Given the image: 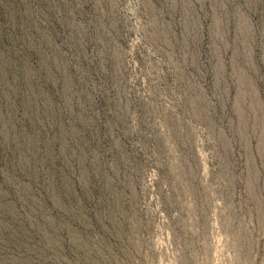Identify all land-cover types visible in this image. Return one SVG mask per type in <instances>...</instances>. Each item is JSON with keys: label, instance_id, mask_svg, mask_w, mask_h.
Here are the masks:
<instances>
[{"label": "rangeland", "instance_id": "374dc122", "mask_svg": "<svg viewBox=\"0 0 264 264\" xmlns=\"http://www.w3.org/2000/svg\"><path fill=\"white\" fill-rule=\"evenodd\" d=\"M0 264H264V0H0Z\"/></svg>", "mask_w": 264, "mask_h": 264}]
</instances>
